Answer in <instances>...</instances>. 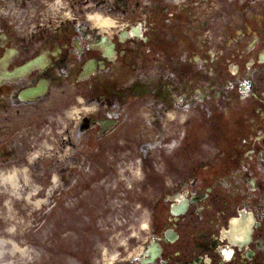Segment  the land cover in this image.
I'll use <instances>...</instances> for the list:
<instances>
[{
    "label": "flooded vegetation",
    "instance_id": "1",
    "mask_svg": "<svg viewBox=\"0 0 264 264\" xmlns=\"http://www.w3.org/2000/svg\"><path fill=\"white\" fill-rule=\"evenodd\" d=\"M10 171L65 235L141 210L117 264H264V0H0Z\"/></svg>",
    "mask_w": 264,
    "mask_h": 264
},
{
    "label": "rangeland",
    "instance_id": "2",
    "mask_svg": "<svg viewBox=\"0 0 264 264\" xmlns=\"http://www.w3.org/2000/svg\"><path fill=\"white\" fill-rule=\"evenodd\" d=\"M36 191L40 197L46 195L47 189L36 187L30 190L6 186L0 187V196L32 195ZM13 205H15L13 201L8 202V209L0 211H5L6 214L21 211L16 207L14 210L11 209ZM29 206L31 208L27 212L49 211L47 204L37 209L32 204ZM40 216V219L32 216L4 219L10 223L6 224V228L15 232V241L19 247H25V256L21 254L8 256L0 261L1 264H113L117 259L127 257L132 250L137 252L146 236V232L143 231L145 223L143 212L137 208H134L133 215L125 219V222L110 221L103 216L101 222L96 217L88 218L85 234L70 236L62 234V216H59L58 220L47 219L46 214ZM18 238L20 239L17 241Z\"/></svg>",
    "mask_w": 264,
    "mask_h": 264
},
{
    "label": "bare ground",
    "instance_id": "3",
    "mask_svg": "<svg viewBox=\"0 0 264 264\" xmlns=\"http://www.w3.org/2000/svg\"><path fill=\"white\" fill-rule=\"evenodd\" d=\"M14 177H9L8 179H5V180H10V181H13ZM7 243V241L3 240V239H0V258H3L4 255H5V251H4V245ZM10 252L12 253H20V254H24L25 252L22 251V250H18L15 246H12V249L10 250Z\"/></svg>",
    "mask_w": 264,
    "mask_h": 264
}]
</instances>
